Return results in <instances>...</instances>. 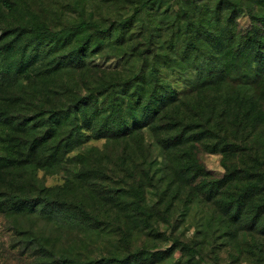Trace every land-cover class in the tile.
I'll return each mask as SVG.
<instances>
[{
    "label": "rangeland",
    "instance_id": "1",
    "mask_svg": "<svg viewBox=\"0 0 264 264\" xmlns=\"http://www.w3.org/2000/svg\"><path fill=\"white\" fill-rule=\"evenodd\" d=\"M11 3L10 9L0 6V52L11 61L34 58L35 62L31 75L18 77L8 90L7 96L14 103L12 106L8 102L0 103V117L15 118L17 123L23 121L27 127H35L36 136H42L52 123L48 109L63 111L78 101L76 107L91 114L95 108L102 111L110 107L113 99L122 103L124 88L114 87L115 92H106L104 88L112 82L111 78H115L116 84L122 77H130V70L136 71L143 66L142 62L149 61H143L142 54L150 50L146 35L157 34L161 26L165 30L163 39L172 34L174 41L170 51L166 43L162 44L163 55L177 62L174 70L157 68L163 91H169L164 96L173 99L177 96L167 110L172 111L174 120L175 113L185 115L186 121L201 119L207 95L206 91L194 88L203 81L208 66L212 67L216 60L224 63L231 52L230 46H240L237 40L240 33L255 23L264 39V0H154L129 28L127 33L130 36L132 32V40L128 42V50L115 43L120 31L114 32V39H108L95 28L74 35L66 29L89 19L102 23L98 29H104L109 14L128 16L138 2L117 3L114 7L102 6L101 0H11ZM108 18L111 20L112 16ZM45 28L63 32L60 37H52L46 35ZM142 29L150 32L140 33ZM89 34L92 41L85 50L82 42ZM189 43H195V48ZM97 45H100L98 49ZM260 53H264V45ZM81 56L84 57L82 68L77 67V62L69 63L71 58ZM160 61L148 63L158 67L162 65ZM127 62H132V67ZM259 87L263 88L262 83ZM238 89L237 85L234 90ZM255 91L253 85L243 87L240 94L248 98L246 105ZM213 96L212 90L209 97ZM262 99L264 102V90ZM128 110L125 100L124 117L128 116ZM76 114L63 124L79 123L82 116ZM113 121L116 125L119 122L117 118ZM101 125L102 119L93 130L83 128L81 132L88 136L87 141L69 153L60 152L55 162L47 158L58 148L63 134L55 140L38 137L41 163L25 164L0 174V193L35 200V207L31 202L30 209L12 205L0 211V264H81L89 260L101 264L103 257L111 255L119 259L129 257L131 264L142 261L145 264H264V238L254 233H234L235 226L225 225L228 220L217 205L200 196L189 198L188 190L171 184L181 164L178 151L182 148L193 153L210 178H221L225 173L223 147L212 149L214 140L206 139L162 149L160 140L170 139L180 129L162 135L143 128L123 140L108 141L95 138V131ZM142 139L143 150L131 156L134 161L128 162L129 167L125 162L130 149L142 146ZM97 188L105 190L111 200L107 202L103 200L107 198L96 196L93 191ZM38 197L75 200L100 220L113 224L119 214V223L126 225L130 233V248H126L124 236H120V229L114 225L93 224L64 207H45L44 203H38ZM140 205L147 207L149 217L138 218L128 212ZM245 217L250 229L252 214ZM257 225L264 226V215ZM225 226L233 235L227 234ZM141 251L144 253L139 254ZM155 259L159 260L152 263Z\"/></svg>",
    "mask_w": 264,
    "mask_h": 264
},
{
    "label": "trees",
    "instance_id": "2",
    "mask_svg": "<svg viewBox=\"0 0 264 264\" xmlns=\"http://www.w3.org/2000/svg\"><path fill=\"white\" fill-rule=\"evenodd\" d=\"M101 2L102 6L107 4L106 6L111 7H114L113 5L117 3L125 5L138 2V5L133 8L132 14L128 16L119 13L117 15L109 14L105 18L109 21L108 24L106 21L104 22L106 25L104 29H98L102 23L89 19L76 23L66 31L68 34L74 35L86 29L95 28L101 34L107 35L106 38L108 39H114V32L120 31L114 39L115 43H120L128 50V42L132 40V32L130 36L127 33L130 30L129 28L133 27L132 25L139 14L151 7L154 0H101ZM0 4L2 8H12L11 0H1ZM217 8H221V5L219 4ZM110 16H112L111 20L108 18ZM160 28L162 26L157 29V34L150 33L146 35L150 50L142 54L144 55L143 61L149 59L148 62L154 63L161 60L162 65L155 67V65H149L147 61L142 62L143 66L140 69L132 72L130 70V77H122L116 84L114 83L115 78H111L112 82L110 81L104 88L106 92L109 90L115 92L113 88L117 86L124 88L123 95L125 99L122 103L118 104L113 99L110 107H106L102 111L95 108V112L91 114L84 108L76 107L79 105L78 101L71 103L70 107L63 111L48 109L47 116L52 119V123L42 136H36L35 127H27L23 121L17 123L15 118L0 117V174L25 164L41 163L40 160L43 156L41 159L39 157L42 147L41 142H39L41 140L38 137H42V140H55L60 134H63L58 148L47 158L50 162H55L60 152L63 154L69 153L87 141L88 136L81 130L83 128L93 130L97 127L100 119H102V125L96 129L95 138H105L108 141L123 140L143 128H150L151 131L159 132L162 135L163 132L168 134L172 130L180 129L181 131H178L170 139H165L164 142L163 138L160 140L162 149H173L189 141L214 140L211 145L212 149L217 146L223 147L224 157L222 160L225 173L221 178H210V173L197 162L193 153L182 148L178 151L181 164L178 165V171L172 177L174 181H171V184H176L177 188L188 190L189 198L200 196L204 200L217 205L222 216L228 220L225 225L235 226L234 233L236 231L248 234L254 233L264 238V226L259 227L260 225H257L264 215V102L262 99L264 53L259 54V49L264 45V39L261 30L254 23L248 30L238 35L237 40L240 46H230L231 52L228 54L227 61L222 63L220 60H216L212 67L208 66L205 77L201 79L203 81L194 88L206 91V108L201 109L203 115L199 121H195V119L186 121L185 115L175 113L177 119L174 120L172 111L167 112L173 102L176 101L177 96H174V99L170 95L164 96L169 91H163V82L159 79L157 68L174 70L177 62L167 60L168 55H163L162 44L166 43L169 46L167 50L170 51L174 41L172 34L167 39H163L165 30ZM44 32L48 36L60 37L63 31H51L45 28ZM144 32L150 31L140 30V33ZM161 39L163 42H161ZM155 40L156 43H152ZM91 41L92 37L89 34L82 42V48L87 50ZM229 41L233 43L230 37ZM188 45H193L195 48V43H189ZM99 47L100 45H97V49ZM158 53H161V55L157 57ZM127 59L133 60L132 57H127ZM34 62V58L31 60L28 58L26 61H11L6 59L3 52H0V103L7 104L8 102L9 106H12L14 101L11 100L10 96H7L8 90L14 86V82L18 77L31 75V72L34 71L32 69ZM74 62H77V67L80 68L84 63V57L71 58L69 63ZM127 64H130L131 67L133 65L132 62H127ZM261 83L263 88L259 87ZM237 85L239 89L236 91L234 88ZM248 85H253L256 91L253 93V97L250 96L246 105L248 98L240 93L243 87ZM102 86H105V84ZM212 90L214 96L209 97V92ZM125 100H127L129 106L128 116L126 117L122 115ZM76 113H80L82 116L79 123L63 124V122L77 115ZM116 118L119 120L117 125L113 121ZM129 121L132 123H129ZM65 126L68 131L63 128ZM141 144L142 146L139 144L136 149H130V157L126 160V165H128V162L134 161L131 156H136L138 151L143 150V139ZM173 154L169 155L168 161H170ZM128 166L130 167V165ZM93 193L96 196H102L101 198H107L103 199L104 201L109 202L111 200V198L106 197L108 193L103 189L97 188ZM1 195L4 197L0 199V211L9 209L12 205H18L20 209L28 206L30 209V203L35 201L22 199L17 194L0 193ZM39 198L36 200H39L38 203L40 204L44 203L45 207L54 205L64 207L76 211L84 220L93 224L114 225L116 229H120V236H124L126 248H130V233L129 230L125 229L126 225L119 223L118 219L121 218L119 214H117L118 219L113 224L108 220H100L99 217L89 212L84 205L75 200ZM257 201L263 203L257 204ZM33 206L35 207L34 203ZM116 208L118 209V206ZM128 212L135 214V217L138 218L150 216L147 214L149 212L147 207L141 205ZM247 213L252 214L251 222L253 225H250V229L249 221L245 217ZM227 234L233 235L228 231ZM142 253L144 251L139 252V254ZM161 254L163 256V253ZM159 259L153 260L152 263ZM131 262L132 260L129 257L119 259L114 255L101 259V264H131ZM51 264L57 263L53 262ZM81 264H92V261L89 260ZM140 264L145 263L142 261Z\"/></svg>",
    "mask_w": 264,
    "mask_h": 264
}]
</instances>
